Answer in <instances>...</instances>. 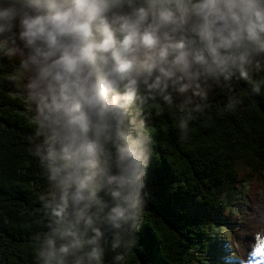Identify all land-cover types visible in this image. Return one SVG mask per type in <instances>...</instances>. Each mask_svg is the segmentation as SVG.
I'll use <instances>...</instances> for the list:
<instances>
[{
	"label": "clouds",
	"instance_id": "9594fccd",
	"mask_svg": "<svg viewBox=\"0 0 264 264\" xmlns=\"http://www.w3.org/2000/svg\"><path fill=\"white\" fill-rule=\"evenodd\" d=\"M0 56L19 58L46 181L35 264H109L106 234L130 247L146 203L142 113H179L183 131L214 86L257 92L264 0H0Z\"/></svg>",
	"mask_w": 264,
	"mask_h": 264
},
{
	"label": "trees",
	"instance_id": "16d2710c",
	"mask_svg": "<svg viewBox=\"0 0 264 264\" xmlns=\"http://www.w3.org/2000/svg\"><path fill=\"white\" fill-rule=\"evenodd\" d=\"M18 63L0 56V264H35L34 238L45 220L38 197L46 181L31 154L23 81L11 79ZM252 79L264 80V72ZM252 89L236 79L214 86L183 131L179 113L145 109L146 203L130 247L112 250L106 234L109 264L117 253L114 264H219L228 252L237 264L254 260L264 240V84ZM229 96L239 103L226 110ZM245 185L246 208L237 211L230 197Z\"/></svg>",
	"mask_w": 264,
	"mask_h": 264
},
{
	"label": "rangeland",
	"instance_id": "374dc122",
	"mask_svg": "<svg viewBox=\"0 0 264 264\" xmlns=\"http://www.w3.org/2000/svg\"><path fill=\"white\" fill-rule=\"evenodd\" d=\"M246 185L233 194L230 197V203L232 206L235 208L237 211H243L246 208ZM224 238L227 240L228 239V234L227 232L224 235ZM228 252V251H227ZM253 257L254 260L250 264H262L264 260V240H261L253 250ZM222 259H220L219 264H237L236 259H234L233 255L228 253H221Z\"/></svg>",
	"mask_w": 264,
	"mask_h": 264
}]
</instances>
